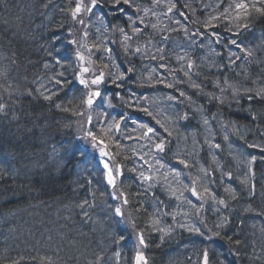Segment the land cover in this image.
Returning a JSON list of instances; mask_svg holds the SVG:
<instances>
[{
  "label": "trees",
  "instance_id": "1",
  "mask_svg": "<svg viewBox=\"0 0 264 264\" xmlns=\"http://www.w3.org/2000/svg\"><path fill=\"white\" fill-rule=\"evenodd\" d=\"M77 2L0 0V85H4L0 98L8 101L5 88L11 84L9 91L16 93L13 107L19 116L14 122L0 117V264H11L13 260L20 264H48L44 257H50L51 264H86L92 259L91 253L101 248L106 258H112L110 264H135L137 251H142L147 264H203L205 251L209 264H264V99L255 95L264 89V64L259 63L264 60V13L256 11L264 8V0H160L159 5H154L153 0H133V6L99 0L93 9L91 17H101L103 21L90 30L93 36L88 40L85 63L96 74L103 71L104 81L100 97L92 104V122L87 128L96 134L99 148L108 153L104 158L121 166L117 186L128 195L127 210L137 225L135 231H144L148 247L142 250L137 236L112 218L114 207L108 203L112 197L105 183L99 148L87 161L75 155L80 146L77 113L84 111L87 93L95 89L79 84L73 74L78 70L76 47L68 43L72 38L69 29L73 31L69 9H74ZM45 3L47 8L43 7ZM170 3L176 6L167 13ZM237 4L247 7L237 9ZM137 5L154 9L157 15L149 12L145 24L156 23L166 29L162 33L168 36L166 42H161V34L151 28H144L132 40H124L118 28L132 35L128 17L136 20L144 16L143 11L136 12ZM207 22L210 24L206 27ZM137 26L143 28L138 22ZM57 28L60 40L54 55H59L63 66L53 77L62 71L69 75L61 78L65 81L62 85H53L57 94L46 101L39 97L36 83L53 61L45 46ZM185 28L189 34H199L186 35ZM149 38L152 43L148 51L156 53L157 46L163 49L155 60L143 54ZM233 39L242 47L255 49L257 59L247 57L231 44ZM137 46L141 53H135ZM189 62L192 69L187 68ZM129 67L133 68L131 73L127 72ZM185 72L189 75L185 76ZM120 73L125 75L117 80L121 85L117 87L112 80ZM51 81L48 79V83ZM193 83L200 88L193 87ZM228 85L240 89L239 102L233 99ZM221 88L227 89L224 104L208 95L221 96ZM245 89L252 92L246 93ZM29 90L31 96L27 95ZM180 92L185 95L180 96ZM249 95L253 96L251 100ZM184 112L189 114L187 121L177 118ZM205 117L208 125L203 123ZM113 120L120 122L119 131L107 130ZM148 127L165 139L164 153L150 151L151 144L158 141L150 142L144 136ZM165 128L172 131L171 137ZM205 138L220 147L209 149ZM177 157L186 158L190 167L185 168ZM252 157L256 160L250 164ZM157 159L165 165L159 173ZM144 161L153 168L149 169ZM203 165L214 171L215 182L209 186L229 207L206 199L200 217L191 210L201 200L188 191L179 200L171 196L160 173L179 171V177L168 175V183L173 187L190 185L192 178L201 175ZM250 167L254 172L250 182L255 184L256 193L251 197L248 185L241 183L249 176ZM140 171L160 176V183L148 194H144L147 182L141 184L138 178ZM221 172H231V178H221ZM229 186L238 194L237 199L232 200L224 192ZM93 191L95 207H77L85 199L92 200ZM85 210L91 219L85 217ZM223 216H228L230 222L217 229ZM157 217L159 224L153 226ZM180 224L194 226L200 232H190ZM109 225L111 233L125 235L121 244L111 243ZM216 231L220 235H213ZM229 236L242 243H230ZM115 251L121 253L119 259L114 257ZM237 251L241 253L239 257Z\"/></svg>",
  "mask_w": 264,
  "mask_h": 264
},
{
  "label": "snow or ice",
  "instance_id": "2",
  "mask_svg": "<svg viewBox=\"0 0 264 264\" xmlns=\"http://www.w3.org/2000/svg\"><path fill=\"white\" fill-rule=\"evenodd\" d=\"M49 2H51V0H49ZM114 4L116 6H119L121 4V2L125 5H130L133 6V0H113ZM99 0H90V3L85 5L83 3V0H78V2L76 3L74 9H69V13L70 16L72 18V20L75 23H78L80 25H84L85 21L83 19V16L80 15L82 12H87V13H91L92 10L94 8H96L98 6ZM153 4L154 5H159L160 4V0H153ZM175 3H170L167 6V13H171L173 8H175ZM43 7L47 8L48 7V3H45L43 5ZM237 9H242L247 7L244 4H237L235 6ZM136 8V12L140 13L141 11L144 12V16H137L136 20H133V18L131 16L128 17V21L130 22V24L132 25L131 27V33L132 35H129L128 32H126L124 30V28H118V30L123 34L124 40L125 41H129L132 40L134 37H138L139 34H141L144 30V28H151L152 30L157 31L159 34H161V42H166L168 40V36L163 35L162 33L166 30V29H161L159 28L158 24L156 23H150V24H145V17L148 16L149 12H151V14L153 16H156V12L154 11V9H141L138 5L135 6ZM119 11H123L122 8H118ZM63 11V9H62ZM257 12H261L264 13V8H257L256 9ZM165 13V14H167ZM181 16H183V13H180ZM212 19H217V17H213ZM137 22L139 25H143V28L137 26ZM177 24H179V21H176ZM210 22H207L205 24V26H209ZM60 28L63 27V25L61 24L59 26ZM239 27V26H238ZM243 27H247V24L243 25ZM58 28L54 30L53 35L49 38L48 41V45L45 46L46 48V52L47 55L53 57L55 64L58 66H63L62 64V60L59 57L58 54L54 55L55 50L57 48V41L60 40L59 35H57L56 33L58 32ZM176 29H173V31H175ZM186 35H198L199 32L197 31L196 33H192L189 34L187 33V29H184ZM69 35H72L71 29H69ZM213 35H215V33H213ZM237 35H239V32H237ZM88 36V32L85 30L82 32V39L87 38ZM219 39V38H217ZM70 45H76L77 44V40L76 39H71L68 42ZM152 43L151 39L149 38L145 45H144V55H147L150 59L155 60L157 58L158 54H161L163 52V49L160 48L159 46L156 47V53H152L150 51H148L149 45ZM231 44L237 46L238 48H240L242 51H244L246 53L247 57L252 58L253 60L257 59L256 56V50L252 49V48H246V47H242L241 43H238V41L236 39H233L231 41ZM83 47H87L84 44H81L80 47H77L75 49V57L78 61H84L85 57L83 52H81L80 48ZM106 51H108L109 53L111 52V49H107ZM125 51L128 52L129 48L127 45H125ZM135 53H141V48L139 46H137L134 49ZM161 59H163V56L161 55L160 57ZM238 58V57H237ZM14 62V61H13ZM232 63H234V61H231ZM260 64H264V60H259ZM46 68L49 66L47 63L44 65ZM161 67H163V65H161ZM193 64L191 62H189L187 64V68L188 69H192ZM89 68L88 67H82L80 68L78 71H74V76L78 79L79 84L83 85L85 88H90V86L93 85H100L103 81H104V73L103 71L100 72V74L98 76H95L93 79L86 80L83 77L84 73L89 72ZM133 71V68L129 67L127 69V72L131 73ZM3 73L0 72V76H2ZM124 73H120V76L114 78L112 80V83L116 84L117 87H120V84H117V80L121 79L122 77H124ZM185 76L189 75V72H185L184 73ZM62 77H64V72H60L57 74V77H53L52 78V83H54L57 86L62 85L63 83H65V81L63 79H61ZM225 84H227V81H225ZM168 87H172L171 84L167 85ZM193 87L199 89L200 85L199 84H195L193 83L192 85ZM11 84H9L7 86V88H5V91L8 92V101H4L2 98H0V117H3L7 120H9L10 122H14V121H18L19 120V116L15 113L14 107L13 105L15 104V101L12 99L13 96L16 94L14 91H9V89H11ZM0 88H4V85H0ZM228 88L231 89L232 92V96L233 99L237 100V102H239V93H240V89L238 88H233L231 85H228ZM227 89L225 88H221L220 92H221V96H215V94L213 93H209V97L213 100H217L220 104H224L226 102V98L224 97L223 93L226 91ZM39 97H42L43 100L46 101H51L52 97L54 95H56L57 93L55 91H51L49 90V94H45L44 92H39ZM246 93H251L252 90L251 89H245L244 90ZM23 95V94H21ZM28 96L32 95V92L29 90L27 92ZM101 95L99 90H91L87 93V97L86 100L84 101L86 103V105L90 108L91 105L94 102V97H99ZM185 93L184 92H180V96H184ZM256 96H260L262 99H264V89H261L260 91H257L255 93ZM253 98L252 95L248 96V99L251 100ZM121 99H123L121 97ZM169 99H172V97H169ZM190 99V98H189ZM111 103V101L109 100V104ZM56 108H61V105L56 104L55 105ZM67 111V109H62ZM145 112H148L147 108L142 109ZM199 111V109H197ZM78 115H82V113H77ZM149 115H151V113H148ZM123 115V114H121ZM179 120H185L187 121L189 119V114L187 112H184L182 115H178L177 117ZM87 123L90 124L91 123V116L88 117L87 119ZM157 123H159V121H157ZM203 123L204 125H208L209 124V120L208 118H204L203 119ZM65 128L68 127V125L64 126ZM142 127H146L143 126ZM113 128H115L116 131H119L120 129V122L113 120L112 123H110L107 127L108 131H112ZM82 131V135L78 136L77 139L80 142V146L77 147L75 149V155H77L79 158H81L83 161H87L89 156L92 154L93 150L99 148V144L97 143V136L96 134L91 131L90 128L84 127L81 129ZM103 131V129H102ZM164 131L167 133V135L169 137L172 136V131H170L168 128H165ZM149 134H153L152 137H149ZM145 137H148L150 139V141H158V142H153L151 144V148L150 151H154L156 153H164L165 149H166V141L164 138L159 137L158 135L155 134L154 129L151 127L147 128V131L144 133ZM225 139H227V137H225ZM197 142L195 141V139L193 138V144L195 145ZM204 143L208 145L209 149L211 148H219L220 145L219 144H212L210 142L209 138H205ZM99 154L100 157H105L108 156V153L106 151H104L103 148H99ZM178 158V161L180 164L184 165L185 168L190 167L189 161L186 158ZM141 160H143V156L140 157ZM215 159V158H214ZM256 157H252V161L250 162V164L252 162H255ZM145 164H148L147 161H144ZM156 165H158V168L156 169L157 172H160V169H164L165 165L163 163H161V160L157 159L155 161ZM148 168L152 169L153 165L148 164ZM103 169L106 170V183L107 185H109L113 191L110 193L111 197L115 200H121L122 201V205H128L129 204V199H128V195L123 191L122 188H117L116 185V177H114L113 175V169L109 167V163L108 162H104L103 163ZM116 169V175H122L121 172V166L120 165H116L115 166ZM133 171H135V169H133ZM200 176H197L195 178H192L190 181V185L188 184H179V181H177V184H179V187H173L170 183H168L167 178L169 174H173L174 178L175 177H179L180 176V172L179 171H175L173 172L172 170H168L167 172H161L160 176H163L165 183L167 184V191L170 193L171 196L175 197L176 199H181L184 198V192L188 191L191 193V195L197 197L199 200L201 201H206V199H211L212 201H214L215 203L222 205L224 208H228L229 205L226 202V200L224 198H217L215 192L212 191L211 187L209 186L211 183L215 182V174L214 171L210 172L207 169H204L203 167L200 168ZM228 176L229 178H231V172H221V178H223L224 176ZM3 176V172L0 171V178H2ZM160 176H155L154 174H146L145 171H140L138 174V178L141 182V184H144L145 182H147V188L145 189V193L144 194H148V192L158 183H160ZM254 177V172H252L251 167L249 169V176L246 179L241 180L242 184H246L248 185V196H254L255 193V184L251 183L250 181L252 180V178ZM89 183H91V181H89ZM199 188V190H198ZM224 192L229 194L230 198L232 200H235L238 198V194L236 193V191L234 189H232L230 186L229 187H225L224 188ZM90 195L92 196V200H88L85 199L83 200L80 204L77 205V207L81 208L82 210L85 208V205H87V208L93 209L95 207V192H91ZM136 195H140V193H136ZM151 195L153 197H155V192H151ZM189 203H191V201H188ZM141 203V207L143 206V202ZM158 203H163L162 201H158ZM139 210V209H138ZM219 210V209H217ZM84 215L86 218L91 219V216L89 215V211L85 210L84 211ZM119 217L120 219L117 220V223H125L127 225H130L133 229L137 228V225L135 223L134 220H132L130 218V216H126L125 212L122 210L121 206H116L113 209V215L112 218H116ZM173 218H175L173 216ZM229 218L228 216H223L220 220V222L216 225L217 229L223 228L225 227L228 223H229ZM159 224V218L157 217V219H155L153 221V226H157ZM109 227V239L111 241V243L113 245H119L121 244V242H123L126 237L124 234H116V233H111V225L108 226ZM179 227H186L188 231L190 232H200L199 228H195L194 226H187L184 224H180ZM157 231H161L164 232V229H161L159 227H156ZM172 229L171 227H169L168 231L170 232ZM137 238L139 241V244L143 247H148V244L145 241V235H144V231L140 230L137 233ZM202 234V233H201ZM213 235H220L219 231H216L215 233H213ZM228 241L230 243H233L235 245H240L242 243V241L237 238L235 240H233V238L231 236L227 237ZM161 241H163V236H161ZM238 257L241 255L240 252H236L235 253ZM114 257L119 259L121 253L119 251H115L114 252ZM92 259L91 260H87L86 264H110V261L112 258L108 257L106 258L105 255V250L104 248H101L99 251H93L91 253ZM23 259V258H21ZM44 260L48 261V264H51V258L50 257H44ZM135 261L136 264H147V261L145 259V257L143 256V254L139 251H137L136 255H135ZM11 264H20L19 260H13L11 261ZM203 264H209V259H208V253L207 251H205L203 253Z\"/></svg>",
  "mask_w": 264,
  "mask_h": 264
},
{
  "label": "rangeland",
  "instance_id": "3",
  "mask_svg": "<svg viewBox=\"0 0 264 264\" xmlns=\"http://www.w3.org/2000/svg\"><path fill=\"white\" fill-rule=\"evenodd\" d=\"M86 2V5L90 3V0H85ZM84 14V12H82ZM84 31V29L82 28L81 25H79L78 27V34H79V37L81 38L82 37V32ZM79 37L77 36V40H78V47L81 43L80 42V39ZM83 44V43H82ZM81 52H83V54H86L87 53V50L85 47L83 48H80ZM79 63L81 64V61H79ZM80 68L83 67V65H79ZM98 86V85H96ZM94 100L96 99V97L93 98ZM91 114V107L89 108L88 106H86L85 110L82 112V115L79 116L78 118V121H77V127H76V132H77V135L80 136L82 135V131L81 129L84 128L86 126V123H87V119L88 117L90 116ZM151 142V141H150ZM143 143V142H142ZM191 153H193V151L191 150ZM176 156H179V153L175 154ZM191 160V159H190ZM111 168V166H109ZM112 168H114V166L112 165ZM116 170V169H115ZM115 174V173H113ZM117 178V177H116ZM113 190V189H112ZM117 202V206H121L122 207V210L125 212L126 216H127V210L126 208L123 207L122 205V201L121 200H116ZM138 239V238H137Z\"/></svg>",
  "mask_w": 264,
  "mask_h": 264
},
{
  "label": "bare ground",
  "instance_id": "4",
  "mask_svg": "<svg viewBox=\"0 0 264 264\" xmlns=\"http://www.w3.org/2000/svg\"><path fill=\"white\" fill-rule=\"evenodd\" d=\"M80 69V67H78L77 66V68H76V70H79ZM61 71V70H60ZM65 72V71H64ZM67 73V72H66ZM53 85H55L54 83H49V87H51V88H53ZM91 122H92V119H91ZM245 124H247L246 122H245ZM109 200H111V199H109ZM109 204H111V202H108ZM101 207H104V205L103 204H101L100 205ZM147 209H149V208H147Z\"/></svg>",
  "mask_w": 264,
  "mask_h": 264
}]
</instances>
